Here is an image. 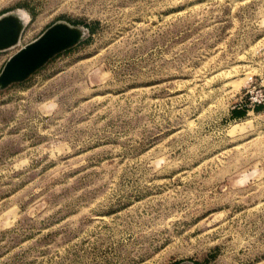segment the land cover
I'll list each match as a JSON object with an SVG mask.
<instances>
[{
    "label": "rangeland",
    "instance_id": "374dc122",
    "mask_svg": "<svg viewBox=\"0 0 264 264\" xmlns=\"http://www.w3.org/2000/svg\"><path fill=\"white\" fill-rule=\"evenodd\" d=\"M8 12L0 72L56 22L84 34L0 88V264H264V0Z\"/></svg>",
    "mask_w": 264,
    "mask_h": 264
},
{
    "label": "water",
    "instance_id": "95a60500",
    "mask_svg": "<svg viewBox=\"0 0 264 264\" xmlns=\"http://www.w3.org/2000/svg\"><path fill=\"white\" fill-rule=\"evenodd\" d=\"M24 23V19L16 12L0 15V51L18 43ZM83 34V28L66 22L52 24L7 60L0 72V88L26 79L53 55L76 44Z\"/></svg>",
    "mask_w": 264,
    "mask_h": 264
},
{
    "label": "trees",
    "instance_id": "16d2710c",
    "mask_svg": "<svg viewBox=\"0 0 264 264\" xmlns=\"http://www.w3.org/2000/svg\"><path fill=\"white\" fill-rule=\"evenodd\" d=\"M257 106H263V105H255L254 108L257 107ZM248 110L249 109L245 108V107H241V108L236 107V108L233 109V114L235 116H237V117H241L244 113H247Z\"/></svg>",
    "mask_w": 264,
    "mask_h": 264
},
{
    "label": "built area",
    "instance_id": "2783aa9c",
    "mask_svg": "<svg viewBox=\"0 0 264 264\" xmlns=\"http://www.w3.org/2000/svg\"><path fill=\"white\" fill-rule=\"evenodd\" d=\"M252 101L256 102L257 103L256 105H264V93H263V95H259V98H257V99L253 98ZM254 106H253V108H254Z\"/></svg>",
    "mask_w": 264,
    "mask_h": 264
},
{
    "label": "bare ground",
    "instance_id": "6f19581e",
    "mask_svg": "<svg viewBox=\"0 0 264 264\" xmlns=\"http://www.w3.org/2000/svg\"><path fill=\"white\" fill-rule=\"evenodd\" d=\"M18 15H20V17H22V19H24V21H26V16L24 15V14H22V13H18V12H16ZM20 37H21V35H20ZM20 39L21 38H19V41H18V43L15 45V46H13V47H11V48H14V47H16V46H18L19 44H20ZM10 49V48H9Z\"/></svg>",
    "mask_w": 264,
    "mask_h": 264
}]
</instances>
